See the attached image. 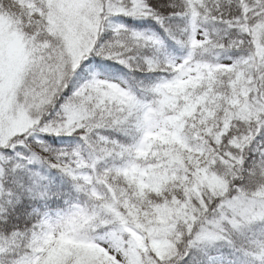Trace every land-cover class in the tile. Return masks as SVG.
<instances>
[{
	"label": "snow or ice",
	"instance_id": "6c2138e0",
	"mask_svg": "<svg viewBox=\"0 0 264 264\" xmlns=\"http://www.w3.org/2000/svg\"><path fill=\"white\" fill-rule=\"evenodd\" d=\"M0 264H264V0H0Z\"/></svg>",
	"mask_w": 264,
	"mask_h": 264
}]
</instances>
